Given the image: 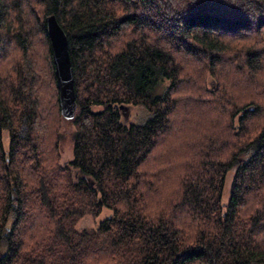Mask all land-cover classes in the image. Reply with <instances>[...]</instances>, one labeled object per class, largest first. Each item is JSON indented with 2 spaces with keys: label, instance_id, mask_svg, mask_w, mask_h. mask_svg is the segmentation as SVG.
Listing matches in <instances>:
<instances>
[{
  "label": "trees",
  "instance_id": "1",
  "mask_svg": "<svg viewBox=\"0 0 264 264\" xmlns=\"http://www.w3.org/2000/svg\"><path fill=\"white\" fill-rule=\"evenodd\" d=\"M0 264H264V0H0Z\"/></svg>",
  "mask_w": 264,
  "mask_h": 264
},
{
  "label": "water",
  "instance_id": "2",
  "mask_svg": "<svg viewBox=\"0 0 264 264\" xmlns=\"http://www.w3.org/2000/svg\"><path fill=\"white\" fill-rule=\"evenodd\" d=\"M47 31L51 40L53 61L55 64V75L59 89L61 113L66 119L74 117L77 102L75 75L73 63L69 50V39L65 29L59 23L56 14L47 15ZM117 105V104H116ZM129 105L120 104L122 114Z\"/></svg>",
  "mask_w": 264,
  "mask_h": 264
},
{
  "label": "rangeland",
  "instance_id": "3",
  "mask_svg": "<svg viewBox=\"0 0 264 264\" xmlns=\"http://www.w3.org/2000/svg\"><path fill=\"white\" fill-rule=\"evenodd\" d=\"M148 113L147 111L143 108L142 105H129L128 109L125 110V114H123L125 120L128 122L130 121H142L147 117ZM72 127V125L69 124H64V128L66 127ZM3 139L4 143L6 146L9 145V138H8V132L4 131L3 134ZM73 156V147H72V142L70 140L64 141L61 145V159L60 161L63 162L65 160L71 159ZM233 173L232 171L226 181V186L224 190V195L223 199L228 200L229 194H230V189H231V184H232V179H233ZM110 213L109 209H104L99 215L97 216H92V215H86L82 217L78 223L77 227H84V226H89V227H95L98 225V223L106 218Z\"/></svg>",
  "mask_w": 264,
  "mask_h": 264
}]
</instances>
